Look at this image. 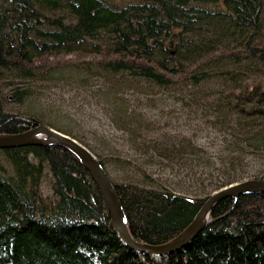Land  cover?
Here are the masks:
<instances>
[{
  "label": "trees",
  "instance_id": "trees-1",
  "mask_svg": "<svg viewBox=\"0 0 264 264\" xmlns=\"http://www.w3.org/2000/svg\"><path fill=\"white\" fill-rule=\"evenodd\" d=\"M84 53L110 74L156 85L216 82L193 93L228 135L216 156L264 159V0H0V80L9 87L0 91V133L60 127L30 98L25 78L47 77ZM72 136L105 168L110 157ZM45 164L53 200L40 191ZM244 172L219 167L210 189ZM143 176L149 181L110 179L130 234L156 244L189 223L209 190L190 194ZM209 209L185 245L160 259L137 253L109 224L103 193L74 151L54 142L0 147V264H264V191L225 195Z\"/></svg>",
  "mask_w": 264,
  "mask_h": 264
},
{
  "label": "rangeland",
  "instance_id": "rangeland-1",
  "mask_svg": "<svg viewBox=\"0 0 264 264\" xmlns=\"http://www.w3.org/2000/svg\"><path fill=\"white\" fill-rule=\"evenodd\" d=\"M84 58L89 56L84 53L61 65L59 71L43 78H25V83L34 103L60 126L53 127L87 139L100 153L110 157L105 168L111 179L132 178L142 183L149 181L143 176L149 173L155 184L190 194L209 190V194L215 189L210 188L219 167L230 169L233 165L239 171L245 166L247 172L238 173L241 176L235 180L264 170V159L260 157L249 156L231 164L216 156L217 152L227 151L224 138L228 135L223 133L218 118L197 102L202 97L195 98L193 94L197 88L207 91L218 87L216 82L198 86L156 85L139 77L110 74ZM6 90L9 87L2 78L0 91ZM4 104L13 111L29 112L24 101L5 99ZM201 146L208 153H202ZM209 155L217 169L213 168V162L211 166ZM124 157L129 162H124ZM4 163L9 171V161ZM51 180L45 164L40 191L53 200Z\"/></svg>",
  "mask_w": 264,
  "mask_h": 264
},
{
  "label": "water",
  "instance_id": "water-1",
  "mask_svg": "<svg viewBox=\"0 0 264 264\" xmlns=\"http://www.w3.org/2000/svg\"><path fill=\"white\" fill-rule=\"evenodd\" d=\"M59 143L70 148L80 158L84 167H86L99 185L107 204L108 213H110L109 224L112 226L121 242L130 246L136 252H148L156 258L164 257L168 252L185 245L199 230L208 222L211 205L222 196L228 195L236 197L240 193L264 191V177H244L243 179L233 180L215 188L209 193L198 210L194 213L189 223L178 231V234L166 241L156 244L147 241L137 240L128 230L125 222L124 213L118 201L117 193L114 190L113 183L102 167L99 160L92 151L83 145L75 136H71L64 131L46 125L43 123L35 124L27 130L16 131V133H0V147L16 146L28 143Z\"/></svg>",
  "mask_w": 264,
  "mask_h": 264
},
{
  "label": "bare ground",
  "instance_id": "bare-ground-1",
  "mask_svg": "<svg viewBox=\"0 0 264 264\" xmlns=\"http://www.w3.org/2000/svg\"><path fill=\"white\" fill-rule=\"evenodd\" d=\"M112 227V226H111ZM135 251V250H134ZM136 252V251H135ZM138 253V252H137ZM141 253V252H140ZM150 254V253H149ZM155 257V256H154ZM158 258V257H157ZM162 258V257H161ZM160 259V258H159Z\"/></svg>",
  "mask_w": 264,
  "mask_h": 264
}]
</instances>
